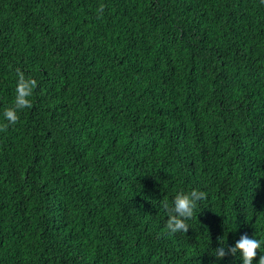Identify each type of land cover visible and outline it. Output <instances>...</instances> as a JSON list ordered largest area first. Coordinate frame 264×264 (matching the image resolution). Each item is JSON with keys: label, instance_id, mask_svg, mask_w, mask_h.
<instances>
[{"label": "trees", "instance_id": "obj_1", "mask_svg": "<svg viewBox=\"0 0 264 264\" xmlns=\"http://www.w3.org/2000/svg\"><path fill=\"white\" fill-rule=\"evenodd\" d=\"M17 69L38 86L0 126V264H214L221 239L264 240L257 0H0V112ZM193 187L207 205L168 235L159 201Z\"/></svg>", "mask_w": 264, "mask_h": 264}, {"label": "clouds", "instance_id": "obj_2", "mask_svg": "<svg viewBox=\"0 0 264 264\" xmlns=\"http://www.w3.org/2000/svg\"><path fill=\"white\" fill-rule=\"evenodd\" d=\"M258 5L264 8V0H257ZM102 10V9H101ZM38 86V81L26 75L20 69L16 70L15 93L12 104L0 112V118L4 122L2 127L15 125L20 118L22 110L31 108L33 94ZM208 197L200 188L193 187L190 190H179L171 200L163 198L159 201L160 208L167 214L166 229L168 235L188 233L192 228L190 221L197 212L207 205ZM260 250L259 259L256 260L257 250ZM214 264L232 256L239 264H264V240L247 233L240 235L233 245H227L226 241H218V246L213 250Z\"/></svg>", "mask_w": 264, "mask_h": 264}]
</instances>
